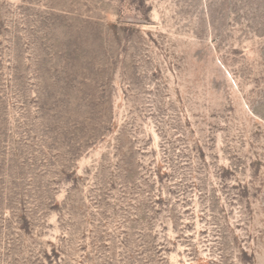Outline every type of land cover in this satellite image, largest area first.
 <instances>
[{
    "label": "rangeland",
    "instance_id": "1",
    "mask_svg": "<svg viewBox=\"0 0 264 264\" xmlns=\"http://www.w3.org/2000/svg\"><path fill=\"white\" fill-rule=\"evenodd\" d=\"M0 264H264V0H0Z\"/></svg>",
    "mask_w": 264,
    "mask_h": 264
}]
</instances>
